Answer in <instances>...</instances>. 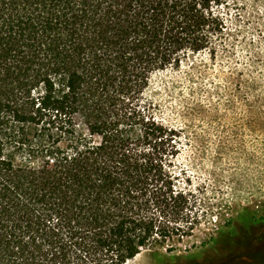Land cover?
I'll use <instances>...</instances> for the list:
<instances>
[{"label":"trees","instance_id":"obj_1","mask_svg":"<svg viewBox=\"0 0 264 264\" xmlns=\"http://www.w3.org/2000/svg\"><path fill=\"white\" fill-rule=\"evenodd\" d=\"M238 1L0 0V264H131L192 235L181 134L149 94L212 69Z\"/></svg>","mask_w":264,"mask_h":264},{"label":"rangeland","instance_id":"obj_2","mask_svg":"<svg viewBox=\"0 0 264 264\" xmlns=\"http://www.w3.org/2000/svg\"><path fill=\"white\" fill-rule=\"evenodd\" d=\"M231 13L226 48L209 72L197 64L152 81L157 117L181 134L175 172L181 186L190 179L198 221L190 237L131 264H261L251 253L264 233L255 215L264 216V0H239ZM244 233L248 250L235 245Z\"/></svg>","mask_w":264,"mask_h":264}]
</instances>
